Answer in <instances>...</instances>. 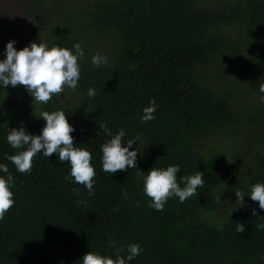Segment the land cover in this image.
Segmentation results:
<instances>
[{"label":"trees","instance_id":"1","mask_svg":"<svg viewBox=\"0 0 264 264\" xmlns=\"http://www.w3.org/2000/svg\"><path fill=\"white\" fill-rule=\"evenodd\" d=\"M60 1L62 23L50 35L53 46L83 42L80 80L70 91L79 100L71 105L56 94L42 109L64 110L74 143L92 153L95 193L66 180L71 165L55 153L34 157L30 173L6 159L18 151L7 143L9 128L40 134L46 121L36 126L18 109L15 87H0V163L15 178V204L0 220V264H81L89 251L114 256L111 240L125 249L140 244L130 264H264V209L249 196L242 205L235 194L264 182V0H93L82 20L69 16V0ZM90 39L98 48L110 43L102 54L107 64L93 65ZM153 98L155 119L143 122ZM8 108L22 111L12 123L3 121ZM104 123L113 133L124 128L126 139L142 137L133 145L137 169L103 171L101 145L110 138ZM218 134L254 146L237 157L224 147H199ZM170 164L181 167L178 181L202 171L205 182L183 203L169 197L157 211L143 193L142 172ZM224 188L234 192L231 201Z\"/></svg>","mask_w":264,"mask_h":264},{"label":"clouds","instance_id":"2","mask_svg":"<svg viewBox=\"0 0 264 264\" xmlns=\"http://www.w3.org/2000/svg\"><path fill=\"white\" fill-rule=\"evenodd\" d=\"M17 43L15 39L10 40L4 50L6 58L0 59V87L6 89L9 85L12 87L24 85L33 101L44 104H47L54 95L64 92L65 88L73 91L77 89L81 75L79 60L85 56L83 42H77L73 49H69L59 45L49 47L44 42L32 41L19 50L15 47ZM92 63L94 66L107 64L108 58L97 53L92 56ZM258 91L261 94L260 98L264 100V82L258 83ZM87 95L94 98L95 87H89ZM156 109L157 104L153 98L150 106L143 108L141 120L143 122L154 120ZM37 117L46 121L40 134H32L25 127L9 128L7 143L18 151L15 154H6V159L15 165L18 172L30 173L34 157L40 154L50 158L55 153L60 161H67L71 165L70 173L65 179L83 185L88 193L93 195L96 176L92 163L93 156L86 147H77L74 143L72 133L75 128L69 123L68 115L64 110L57 109L51 112L42 111ZM99 127L102 133H107L110 137L101 145L103 171L114 175L118 170L137 169L139 150L138 147L133 148V145L137 142L142 143V137L134 135L126 139L127 133L124 128L113 133L107 123L99 124ZM180 171L181 167L178 164H170L166 168L153 167L147 173L141 171L142 190L149 197V207L163 211L169 197H178L183 203L197 192L198 187L203 186L205 181L202 171L183 175L178 181L177 174ZM14 186L15 178L8 165L0 163V220L15 204L12 191ZM235 194L242 205L245 203V197L249 196L253 201L259 202L260 209H264V182L253 184L248 194L242 190H236ZM123 196L128 197L126 190ZM253 215H256V209H253ZM236 231L244 232L245 225L237 223ZM109 247L115 249L114 256L89 251L79 261L81 264H130L143 251L140 244L135 242L128 243L125 249L123 245L117 247V241L111 240ZM124 251L127 255L121 254Z\"/></svg>","mask_w":264,"mask_h":264},{"label":"rangeland","instance_id":"3","mask_svg":"<svg viewBox=\"0 0 264 264\" xmlns=\"http://www.w3.org/2000/svg\"><path fill=\"white\" fill-rule=\"evenodd\" d=\"M38 0H0V59L6 58L4 56V50L6 44L10 40H17L18 43L15 47L19 50L25 46H28L32 41L44 42L49 47L53 46L51 39V29L58 23H62V16L64 14V4L60 0H49L44 3H38ZM93 0H69L68 14L75 17L77 20L84 18L83 10ZM81 26V23L80 25ZM89 35L100 33L104 39H108L107 32H97L90 30ZM90 49L96 51L99 54H106L109 51L110 43L107 42V47L98 48L95 41L90 39ZM89 46V44H88ZM102 55V56H103ZM15 90V95L20 99L18 103V109L28 112L32 116V120L36 126H40L45 122L43 118H38L42 111V104L40 102L33 101V97L26 90L24 85H18ZM72 89L65 88V91L60 93L68 100L72 105L79 100L78 95H73L70 92ZM21 112L16 110L7 109L3 121L5 123H12L15 121ZM3 115V112L2 114ZM215 146L224 147L227 149L231 156L237 157L239 150L242 147H246L248 150L254 146L249 140H246L243 144L236 142L233 139H226L223 135H216L213 138L204 140L199 144V147L205 150H211ZM225 196L228 200H232L234 192L223 189Z\"/></svg>","mask_w":264,"mask_h":264}]
</instances>
